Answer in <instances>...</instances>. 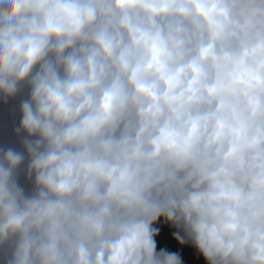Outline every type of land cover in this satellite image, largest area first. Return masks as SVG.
I'll use <instances>...</instances> for the list:
<instances>
[{"label":"clouds","instance_id":"9594fccd","mask_svg":"<svg viewBox=\"0 0 264 264\" xmlns=\"http://www.w3.org/2000/svg\"><path fill=\"white\" fill-rule=\"evenodd\" d=\"M0 103V264H264V0H0Z\"/></svg>","mask_w":264,"mask_h":264},{"label":"crops","instance_id":"0c3cea01","mask_svg":"<svg viewBox=\"0 0 264 264\" xmlns=\"http://www.w3.org/2000/svg\"><path fill=\"white\" fill-rule=\"evenodd\" d=\"M0 135L5 140L6 146H14L19 149L18 142L13 135V126L6 113H0ZM189 254L190 250L186 252V255ZM198 264H203V261H200Z\"/></svg>","mask_w":264,"mask_h":264},{"label":"trees","instance_id":"16d2710c","mask_svg":"<svg viewBox=\"0 0 264 264\" xmlns=\"http://www.w3.org/2000/svg\"><path fill=\"white\" fill-rule=\"evenodd\" d=\"M1 105H2V108L0 109V113H6L8 115V117H9V120H10L12 126H13V123H12L13 122V114H12V107L13 106L12 105L4 106L3 103H1ZM16 120H17V123H18V119L17 118H16ZM190 255H191V252H190V254L188 256H190ZM200 261H202V258L200 260H198L196 262V264H198Z\"/></svg>","mask_w":264,"mask_h":264},{"label":"built area","instance_id":"2783aa9c","mask_svg":"<svg viewBox=\"0 0 264 264\" xmlns=\"http://www.w3.org/2000/svg\"><path fill=\"white\" fill-rule=\"evenodd\" d=\"M2 108V105L0 103V109ZM17 119H18V116H17ZM6 146L5 144V140L0 136V147H4ZM175 245V244H174ZM186 252L188 251L187 249L185 250Z\"/></svg>","mask_w":264,"mask_h":264},{"label":"snow or ice","instance_id":"6c2138e0","mask_svg":"<svg viewBox=\"0 0 264 264\" xmlns=\"http://www.w3.org/2000/svg\"><path fill=\"white\" fill-rule=\"evenodd\" d=\"M168 242H169L170 244H172V245L175 244V242H174V241H171V240H169Z\"/></svg>","mask_w":264,"mask_h":264}]
</instances>
